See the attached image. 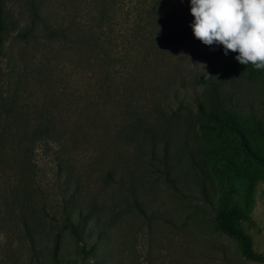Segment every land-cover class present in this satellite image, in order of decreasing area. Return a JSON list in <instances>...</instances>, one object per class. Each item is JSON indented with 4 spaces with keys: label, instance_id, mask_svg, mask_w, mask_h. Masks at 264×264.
<instances>
[{
    "label": "rangeland",
    "instance_id": "374dc122",
    "mask_svg": "<svg viewBox=\"0 0 264 264\" xmlns=\"http://www.w3.org/2000/svg\"><path fill=\"white\" fill-rule=\"evenodd\" d=\"M118 1L115 7H122L98 33L103 49H93L80 38L97 25L90 0H1V73L19 72L17 94L28 106L46 105L61 145L43 141L25 153L13 144L0 158V264H264L247 260L241 240L215 221L219 209L237 211L232 226L264 256V165L244 153L239 138L197 115L188 117L195 130L184 144L185 117L168 146L153 132L137 130L152 125L157 103L184 115L200 102L210 112L215 92L251 149L264 157V70L241 65L238 53L225 55L222 45L199 41L191 0ZM135 2L138 10L128 15ZM152 9L161 21L154 29ZM162 22L171 40H159L163 51L152 61L146 46L140 48V80L121 72L104 87L105 55L129 53V42L154 33L158 39ZM199 76L205 84H194ZM176 78L188 85L177 89ZM114 168L125 181L128 169L134 172L123 196L105 194L103 175ZM88 211L87 237L77 242L65 214L74 220ZM82 246L97 247L96 254L84 255Z\"/></svg>",
    "mask_w": 264,
    "mask_h": 264
},
{
    "label": "trees",
    "instance_id": "16d2710c",
    "mask_svg": "<svg viewBox=\"0 0 264 264\" xmlns=\"http://www.w3.org/2000/svg\"><path fill=\"white\" fill-rule=\"evenodd\" d=\"M123 2V0H121ZM161 5V1L167 2L168 0H150ZM131 2V0H128ZM92 8L94 10V14H96L97 25L95 29H91L90 31H82L80 34V38L82 42H85L87 45L91 46L93 49H103L102 43H100V38L98 33H102L103 28L109 24L111 21L110 14L112 10H116L122 7L123 3H120V7L117 6L119 3L118 0H90ZM132 3V2H131ZM163 11V6H161ZM155 9V7L153 8ZM148 11V18H153L154 15L156 17V12L154 10ZM138 10V4L135 2L132 7L128 8L127 14L132 11ZM158 11V10H157ZM139 18V14L137 15ZM159 20L153 18V22L149 24L151 28L160 27ZM111 24V23H110ZM138 26V23L135 22ZM4 17L2 12V2L0 0V63L1 58L3 56V46H2V32L4 31ZM161 28L163 30H159V38L156 39V34L144 40H138L134 43H128L127 50L129 53L124 55H120L117 52H113V50L105 55V59H103V86L108 87L113 82V78L115 75H120L121 72H125L130 75V81H139V71L142 67L143 58L141 56L142 50L140 48H144L146 52V56H150L151 61L155 55L160 54L162 49V42H159L160 39H165L168 42L171 40V31L167 28V24H161ZM91 32V33H90ZM90 33V34H89ZM28 34L26 31L20 34L21 38H27ZM89 36H93V39L88 40ZM136 44V46H134ZM164 50H169V48H165ZM105 54V53H104ZM17 70L15 72L14 68H10L6 71V73H1L0 68V158L4 153L8 151L11 145L17 148V150L21 152H32L33 148L37 146L39 142H48L52 141L61 145V139L57 135L58 129L56 128L55 121L51 116L50 110L46 107L45 104H41L38 106H28L25 104V100L21 96H19L16 92L18 87L20 86V76ZM175 84H177V89L184 88L187 83H184V79L176 78L174 80ZM115 83V82H114ZM113 83V84H114ZM205 84L206 81L202 76L194 80V84ZM12 88V91H10ZM8 91V92H7ZM214 109L210 112H206L203 105L200 102L196 103L195 108H187L184 112V115L179 113L173 114L169 113L166 105L162 106L161 103H157L153 113L155 116V120L152 125L148 126V124L140 125L137 130L144 131L145 134L148 132H153V135L156 138H159L165 145L168 146V143L171 140V136L174 132L180 130L179 124L177 121H181L180 119L185 117V120L182 122L183 128L181 131L183 132L184 137L181 140V143L184 144L187 139L188 134L190 132H194V125H192L191 120L188 118L190 115H197L202 117L207 123H213L220 125L221 128H225L229 130L232 134H235L239 140L241 147L244 153L249 156L252 160L257 163L264 165V157H261L253 151L247 142L245 135L241 129V124L237 121L235 115L228 112L223 104L220 101V97L217 93L214 92ZM166 104V103H165ZM196 110V111H195ZM154 125V126H153ZM201 125L198 126V129H202ZM206 127H204L205 129ZM123 129L119 131L117 136L121 135ZM136 136V133H135ZM131 138H135L132 136ZM13 140V141H11ZM136 140V138H135ZM11 141V142H10ZM166 142V143H165ZM23 150V151H22ZM129 173H126L125 177L126 181L121 173V171L117 168L111 169L107 171L103 175V181L107 190L116 191L120 196L122 195V191L125 188H122L124 183H128L134 177V172L128 169ZM127 171V172H128ZM133 196L132 204L133 207H137L135 203V193L131 194ZM103 196H100V198ZM94 209V207L89 208ZM117 216L121 215V212L116 213ZM90 216V211L88 213H76V219L71 220L70 215L65 214V222L68 224L66 229L69 231L70 235L76 239V241H82L83 236L87 237L85 234L86 223L88 222V218ZM239 218V214L237 211L225 212L224 210H217L215 215V221L217 224V228L229 235L236 236L241 240L242 243V254L243 256L252 262L263 263L264 256L260 255L252 249L250 246V242L248 237L243 234L239 229L232 226V222ZM103 235H99L98 242L102 241ZM97 247H91L88 251L81 247V252L89 256L90 254H96ZM58 254H59V241L57 240L52 248L50 253L51 261L58 262ZM84 260V259H83Z\"/></svg>",
    "mask_w": 264,
    "mask_h": 264
},
{
    "label": "clouds",
    "instance_id": "9594fccd",
    "mask_svg": "<svg viewBox=\"0 0 264 264\" xmlns=\"http://www.w3.org/2000/svg\"><path fill=\"white\" fill-rule=\"evenodd\" d=\"M191 14L204 45H222L241 65L264 70V0H191Z\"/></svg>",
    "mask_w": 264,
    "mask_h": 264
}]
</instances>
